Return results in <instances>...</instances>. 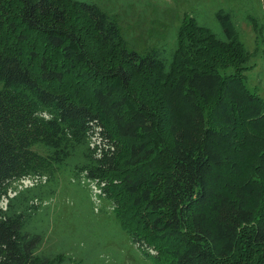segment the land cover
<instances>
[{
	"label": "trees",
	"instance_id": "trees-1",
	"mask_svg": "<svg viewBox=\"0 0 264 264\" xmlns=\"http://www.w3.org/2000/svg\"><path fill=\"white\" fill-rule=\"evenodd\" d=\"M217 17L225 36L190 15L200 36L183 20L173 46L140 53L94 0H0V264H67L38 252L45 232L29 228L62 171L99 184L154 264H218L246 232L264 264V96L245 83L230 11Z\"/></svg>",
	"mask_w": 264,
	"mask_h": 264
},
{
	"label": "rangeland",
	"instance_id": "rangeland-1",
	"mask_svg": "<svg viewBox=\"0 0 264 264\" xmlns=\"http://www.w3.org/2000/svg\"><path fill=\"white\" fill-rule=\"evenodd\" d=\"M94 1L113 12L129 47L140 53L159 44L173 46L176 28L183 20L191 22V28L200 36L194 27V21L188 18L190 15H194L196 20L209 30L225 36L217 11L219 8L228 9L235 25L238 42L247 56L245 83L250 90L264 96V0ZM78 23L88 42L97 46L94 39L96 35L94 33V37L92 36L93 32L87 26L85 18L81 17ZM226 69H229V66ZM144 75L143 72L134 74V87H142L146 81ZM72 82V78H65L62 85L66 86L65 84ZM52 85H57V82H53ZM75 85L89 88L87 82ZM238 147L237 137L232 138L230 144L224 147V152L228 155ZM247 164L246 161L245 165L248 166ZM231 169L232 167L226 166L220 170L221 180L226 186L235 181L236 174ZM25 181L27 184L31 182ZM113 181L104 180L101 184L102 189ZM53 185L55 191L44 198L29 222L30 229L45 232L44 241L38 252L49 256L61 255L63 260L61 262L64 263L66 257L67 264H154L152 258L145 255L129 239L128 231L115 211L117 203L99 197V184L72 180L68 171H62L57 178L49 180L41 188L47 190ZM121 189L125 191L123 187ZM245 237L248 240L245 238L240 240L238 251L217 263L254 264L252 261L261 246L248 244L251 239L247 232ZM171 248L170 245L167 250ZM150 252L156 251L152 248Z\"/></svg>",
	"mask_w": 264,
	"mask_h": 264
},
{
	"label": "built area",
	"instance_id": "built-area-1",
	"mask_svg": "<svg viewBox=\"0 0 264 264\" xmlns=\"http://www.w3.org/2000/svg\"><path fill=\"white\" fill-rule=\"evenodd\" d=\"M25 180H27V181H31L29 184H31L32 182H33V180H34V178H32V177H30V176H26V177H23L22 179H20V182H23V183H20L19 182V184L18 185H27V183H26V181ZM88 181V180H87ZM91 182H94L95 183V181H91ZM103 183V182H102ZM99 192H101V190L99 189ZM99 195V194H98Z\"/></svg>",
	"mask_w": 264,
	"mask_h": 264
}]
</instances>
